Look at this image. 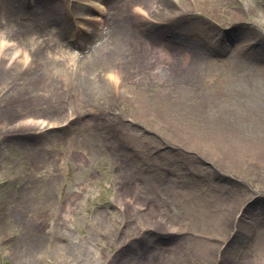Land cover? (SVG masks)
I'll use <instances>...</instances> for the list:
<instances>
[{"label": "rangeland", "instance_id": "1", "mask_svg": "<svg viewBox=\"0 0 264 264\" xmlns=\"http://www.w3.org/2000/svg\"><path fill=\"white\" fill-rule=\"evenodd\" d=\"M54 1L68 6L66 18L72 28H87L88 15H99L97 3L115 8L118 0ZM174 1L180 8L174 14L166 10L158 20L148 12L158 0H138L142 8L134 13L135 8L129 7L128 20L140 21V34L151 45L174 36L209 43L216 67L204 76L208 84L193 77L188 59L162 87L166 76L161 71L179 55L172 52L169 57L157 43L150 47L156 63L152 74L137 60L138 71L124 73V84L117 89L128 98L137 96L139 112L155 123H138V140H126L130 148L127 144L116 148L117 156L111 151L114 137L97 138L92 131L87 136L91 141L85 142L76 134H88L90 129L80 124L51 136L31 128L0 133V264H64V257L53 256L48 247L66 241L80 250L65 264H86L87 259L92 264H129L139 257L148 263L156 256L157 264H166L171 253L185 255L182 264H196L188 257L197 251L198 241L188 234L218 233L211 216L221 203L238 207L236 223L228 233H236L243 218L253 222L252 227L244 223L246 238L234 245L237 250L245 252L257 230L264 233V70L251 63L257 57L264 61V0L232 4L231 0H204L211 14L186 11V0ZM239 5L244 12L233 20ZM106 13L101 24L94 25L98 29L92 38L106 32L105 21L112 17ZM209 24L217 35L204 30ZM55 26L59 28L58 23ZM158 31L162 35L156 37ZM48 32L63 43L69 40L61 39L56 29ZM72 39L76 48L83 47L78 37ZM133 79L138 80L134 88L129 84ZM109 83L110 108L131 119L133 110L122 109L121 100H113L115 88ZM51 102L59 105L63 117L73 106L66 93L43 100L21 99L15 105L32 110ZM105 111L91 119L98 132L102 124H111ZM189 138L194 142L189 143ZM96 140L104 143L103 151L87 146ZM135 146L136 154L129 155ZM70 193H76V201L68 215L65 201ZM205 202L211 204L210 212L202 209ZM29 226L33 228L24 236ZM159 249L165 255L153 256L152 251ZM228 255L226 261L233 264Z\"/></svg>", "mask_w": 264, "mask_h": 264}, {"label": "bare ground", "instance_id": "2", "mask_svg": "<svg viewBox=\"0 0 264 264\" xmlns=\"http://www.w3.org/2000/svg\"><path fill=\"white\" fill-rule=\"evenodd\" d=\"M123 1H116L113 4L115 8H107L106 15L110 14L112 17L107 18L105 21L107 30L104 35L102 34L101 37L96 39L92 38L91 35H95L94 32L98 28L94 27V25L97 22V26L101 24V14L106 12V5L103 1L97 3L98 10L96 9V11L99 15H88L87 19L91 22L87 21V24H89L87 28H72L68 18H66L67 11H69L66 4L60 5L54 0H0V133L31 128L40 130L39 132L43 133V135L45 133L51 136L64 129V127L69 128L80 124L78 127L88 126L90 129L88 134H76L80 140H86L85 142L91 141L87 136L92 131L95 133L94 137L97 138L108 140L109 137H114L115 140H113L111 151L115 150L113 152L117 156V149H123V146L127 144L126 140H138V123L141 125L155 123L154 119L139 112L138 105L135 102L137 96L128 98L118 92L117 89L119 85L124 84L122 80L124 73L127 76L126 73L138 71L137 60L139 64L145 65V71L148 74H152V67L156 63L152 60L150 47L157 43L162 46L163 51L169 57H172V52H175V55H179L172 59L170 67L161 71L166 76L162 87L166 86L170 81L175 68L182 67V62H187L188 59H190V62L187 66H189L193 77H197L202 83L208 84L209 80L204 76L212 73L211 71L216 67L214 51L208 47L210 46L209 43L204 44V40L198 39L197 43H195L190 38L188 42L185 38L174 36L172 39H166L165 42L153 41L155 44L151 45V41H148V39L146 41L140 34L141 32L138 29L140 21L136 18L134 23L128 20L127 12L129 7L135 8L133 10L135 13L142 8L141 3H138V0ZM186 1V3H183L186 4L184 5L186 11L189 8L190 11H206L207 14H211L204 0ZM156 3L158 4L151 6L148 12L150 17L158 18V20H161V17L167 14L166 10L174 14L175 10L180 8L179 4L174 0H158ZM232 3H234V0H231ZM91 7L88 6L87 9L91 10ZM115 10H118V12H114ZM235 10L238 14H234L231 17L233 20H239L240 14L244 10L240 5ZM215 13L217 14V12ZM197 20L199 19L195 17L194 21ZM55 23H58L59 28L55 26ZM200 26L204 27L201 21ZM159 28L163 32V27ZM52 29L58 31L61 39L66 37L69 40L66 43L59 41L48 32ZM205 29H208L209 34H216L213 32L215 29L212 24L207 25ZM162 32L158 31L156 37L162 35ZM75 36L78 37L77 42L81 41V43H84L82 48H76L75 38L72 39ZM57 42L60 43L58 44ZM179 42L183 43L180 44ZM145 43L147 44L145 45ZM204 47L209 48V50L203 49ZM180 53L184 55L182 56ZM255 59L251 63L263 71L264 61L262 57ZM153 76H156V74H153ZM133 82L130 81L129 84L134 88L138 80L135 81L133 79ZM108 83L115 88L114 96H111L113 100L114 98L121 100L122 104L120 106L122 109L133 110L134 115L131 119H126L121 112L118 113L110 108L111 99L107 98L109 90L106 87ZM37 90L42 92L34 93ZM65 93L72 99L73 106L69 108L70 115L66 113L64 117L59 116L62 112L60 108L58 109L59 105L52 102L45 106L40 104L38 105L39 108H33L32 110L28 107L23 109L20 107L18 109L15 105L16 101L21 99L31 100L37 98V100H43L53 96H61ZM39 110L48 112H39ZM104 110H106L104 113L109 116L107 117L111 119V124L109 127L102 124V127H98L101 129L98 132L94 130L96 124H92L91 119L98 112ZM73 116L76 117L70 119ZM13 122H16L15 126L10 125ZM114 128L117 130H113ZM118 137L120 141H118ZM179 137L182 138L181 136ZM188 142L193 143L194 141L189 138ZM127 145L130 148V145ZM87 146L92 149H100L102 147L103 151L104 143L96 140ZM106 146L109 147L108 145ZM137 150L136 146L133 147L129 155L134 156ZM199 154H203L202 150L199 151ZM206 154L207 152L204 151V155ZM121 157L122 154L118 156V159H121ZM228 169L226 167L225 170L227 171ZM73 201H76V193L67 194L65 203L68 205L66 209L68 215L71 212L70 207ZM231 203L228 206L216 203L220 204L219 207L212 210L211 223H215L219 227H217L218 233L188 234L189 237L198 241V249L195 252H191L192 255L189 254V260H193L196 264H230L229 261H226L228 254H230L231 258H234L232 259L233 264H264L263 229L257 230L259 232L255 233L253 239H250L245 252L237 250L236 246H234L246 238L244 223L248 222L252 227L253 222L243 218L238 221L236 233H228V229L236 223L235 211L238 208L236 203ZM202 209L210 212L211 204L205 202ZM26 211H29L28 207ZM32 228L29 226L24 236L30 233L29 231ZM228 239L231 240L226 244L225 241ZM224 244L226 245L224 246ZM48 248L53 256L55 255L58 258L63 256V259H65L63 261L64 264L67 262V257L72 256V254L75 255L80 250L77 245L75 246V244H71L68 241L64 242V244H61V242L54 244L52 242ZM104 251L106 250L104 249ZM154 251H152L153 256L165 255L166 253L164 249ZM143 255V253L138 254V256ZM157 257L150 259L148 263H146V259H140L142 257H139L138 260L129 264H157ZM184 257L185 255L183 254L177 256L171 253L169 258L166 259V264H182L181 261ZM103 263L104 261H101L100 264ZM86 264L92 263L87 259Z\"/></svg>", "mask_w": 264, "mask_h": 264}]
</instances>
